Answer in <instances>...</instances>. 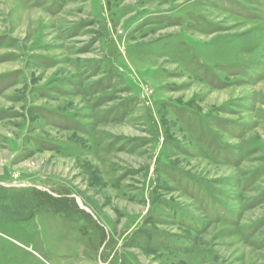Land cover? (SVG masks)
Instances as JSON below:
<instances>
[{"label": "rangeland", "instance_id": "obj_1", "mask_svg": "<svg viewBox=\"0 0 264 264\" xmlns=\"http://www.w3.org/2000/svg\"><path fill=\"white\" fill-rule=\"evenodd\" d=\"M0 264H264V0H0Z\"/></svg>", "mask_w": 264, "mask_h": 264}]
</instances>
